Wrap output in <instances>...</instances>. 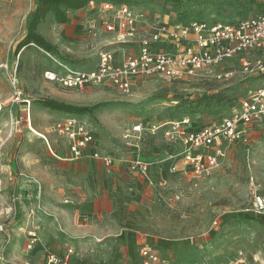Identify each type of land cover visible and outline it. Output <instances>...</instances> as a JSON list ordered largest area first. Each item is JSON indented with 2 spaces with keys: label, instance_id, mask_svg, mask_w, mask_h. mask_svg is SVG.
<instances>
[{
  "label": "rangeland",
  "instance_id": "1",
  "mask_svg": "<svg viewBox=\"0 0 264 264\" xmlns=\"http://www.w3.org/2000/svg\"><path fill=\"white\" fill-rule=\"evenodd\" d=\"M101 1L94 0L93 6L86 4L77 10L67 9L63 24L57 23L52 13L46 14L35 31L54 47L52 53H47L34 44L19 49L17 46L26 34L38 0H0V8L6 10L5 15H0V102L5 105L0 114L1 127L9 124V113L14 111L8 103L13 77L31 102L30 114L34 105L42 108L36 102L42 98L76 106L99 104L92 114H72L67 118L87 126L97 146L107 154L137 150L135 141L150 136L148 130L155 124L183 117H188L193 127L217 122L237 107L241 95L264 85V71L243 73L247 66L244 62L252 70L264 68V55L258 54L235 57L186 80L139 79L128 96L111 86H90L80 91L46 81L43 74L48 69L60 75L66 69L85 70L95 65L102 50L122 52V46L115 45V39L104 30ZM123 1L150 18L168 16L184 22L237 23L264 12V0ZM224 71L232 75L217 80L215 74ZM18 113L24 114L23 110ZM62 120L40 123L37 119L39 127L30 115L32 132L28 128L27 131L45 142L46 135L54 133V122ZM137 124L143 128L141 133L127 132ZM22 128L26 126L23 124ZM6 133L3 131L2 135ZM19 146L14 137L6 139L0 153V169L5 164V154L15 163ZM222 149L224 155L207 177L195 178L188 171H165L169 185L160 188V203L147 209L145 219L152 221L143 231L144 240L127 249L130 255L127 252L123 264H138L133 255L143 244L154 247L173 264H264V123L251 126L238 141L224 142ZM9 173L0 171V264H43V253L26 250L23 234L32 224L30 213L23 215L24 220L18 215L17 206L23 196L16 185L19 168L10 167ZM165 239L168 244L163 242Z\"/></svg>",
  "mask_w": 264,
  "mask_h": 264
},
{
  "label": "built area",
  "instance_id": "2",
  "mask_svg": "<svg viewBox=\"0 0 264 264\" xmlns=\"http://www.w3.org/2000/svg\"><path fill=\"white\" fill-rule=\"evenodd\" d=\"M89 5L93 6L94 1ZM103 12L101 21L107 33L115 34V45L122 47L121 55L117 50L105 49L97 54L93 67L85 70L66 69L62 75L46 70V81L61 83L70 89L85 90L90 86H111L118 93L128 96L132 85L139 79L160 77L169 80H186L204 71H210L225 61L245 54L264 55V12L237 23L204 20L180 21L170 20L168 16L150 18L138 13L127 3L101 1ZM244 60H241L243 63ZM243 69V73L253 75L263 72ZM231 72L215 74L217 80L228 79ZM11 97L8 101L14 111L9 113V124L0 126V153L6 139L22 133L23 124L30 129V100L15 77L10 82ZM5 105L0 102V114ZM23 110V116L18 112ZM264 123V85L248 90L239 97L237 107L219 121L196 127L188 117L170 120L149 128L151 135L162 131L163 138L179 148L168 152L166 161L170 162L168 171L176 173L177 164L190 169L192 177L209 176L224 155L223 143L238 141L244 137L251 126ZM143 128L134 125L127 132L139 134ZM7 132L2 135V132ZM53 131L64 138L68 151L74 158H79L94 141V134L75 118H66L54 123ZM129 136V135H127ZM126 136V137H127ZM91 158L105 166L113 160L110 156L93 151ZM131 169L146 172L147 166L135 161ZM1 187V184H0ZM15 203L18 202L14 199ZM261 203V200H257ZM30 217V216H29ZM2 230V227H0ZM37 242L34 232H28L26 249L31 250ZM73 253L68 249L63 260L49 255L46 264L66 262ZM142 264H173L160 256L152 247L143 246L139 251Z\"/></svg>",
  "mask_w": 264,
  "mask_h": 264
},
{
  "label": "crops",
  "instance_id": "3",
  "mask_svg": "<svg viewBox=\"0 0 264 264\" xmlns=\"http://www.w3.org/2000/svg\"><path fill=\"white\" fill-rule=\"evenodd\" d=\"M5 14L6 10L0 8V15ZM107 34L115 39V34ZM47 110L34 105L30 115L35 126H39L37 119L43 123L73 116ZM46 137L44 142L22 128V133L14 136L20 143L15 163L5 154L0 169L9 175L10 167L20 171L16 185L23 196L18 215L24 220L23 215L30 213L32 226L28 232L37 236L36 244L27 252L43 253V264L49 255L63 260L68 249L73 253L58 264H123L127 249L144 240L143 231L152 221L145 219L147 209L160 203L158 192L170 182L164 178L171 164L166 155L179 146L167 142L159 131L135 141L137 150L107 154L94 141L74 158L64 138L58 136L61 142L53 132ZM93 151L110 156L113 163L105 166L94 160L90 155ZM138 160L146 164V172L131 169ZM177 170L190 172L182 164H177ZM28 232L23 234L25 242ZM163 242L168 244L167 239ZM146 245L150 246L140 245L133 255L138 264H142L139 251Z\"/></svg>",
  "mask_w": 264,
  "mask_h": 264
},
{
  "label": "trees",
  "instance_id": "4",
  "mask_svg": "<svg viewBox=\"0 0 264 264\" xmlns=\"http://www.w3.org/2000/svg\"><path fill=\"white\" fill-rule=\"evenodd\" d=\"M90 1L94 0H38V4L32 14L26 35L18 45L20 47L34 44L37 48L52 53L54 47L47 42L35 29L46 14L52 13L57 23L63 24L67 20L66 10H77L84 7ZM114 3H127L123 0H103ZM242 96V95H241ZM239 99V98H238ZM238 101V100H237ZM42 108L50 111H57L62 113L84 115L92 114V111L98 107L99 104L93 106H76L65 102H60L51 98H42L36 101ZM196 126V124H194Z\"/></svg>",
  "mask_w": 264,
  "mask_h": 264
}]
</instances>
